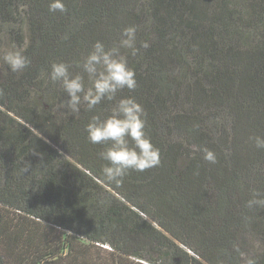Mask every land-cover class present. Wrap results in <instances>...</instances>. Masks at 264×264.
Instances as JSON below:
<instances>
[{"label":"trees","instance_id":"1","mask_svg":"<svg viewBox=\"0 0 264 264\" xmlns=\"http://www.w3.org/2000/svg\"><path fill=\"white\" fill-rule=\"evenodd\" d=\"M65 3L0 0V48L8 33L31 60L19 73L0 62V264H264V204L247 207L264 199V149L250 139L264 135V0ZM129 25L137 88L121 95L143 105L161 162L116 186L87 140L94 113L66 112L47 73L53 61L79 71Z\"/></svg>","mask_w":264,"mask_h":264},{"label":"clouds","instance_id":"2","mask_svg":"<svg viewBox=\"0 0 264 264\" xmlns=\"http://www.w3.org/2000/svg\"><path fill=\"white\" fill-rule=\"evenodd\" d=\"M49 11L66 13L65 0H49ZM137 28L135 25L125 27L118 44L111 47L97 40L86 56L75 62L79 69L73 72L72 65L65 61H53L47 78L53 84L62 85L66 98L61 107L72 116L82 110L94 113L85 125L87 140L92 145H99L98 158L103 161L102 174L105 180L120 186L123 179L132 171L144 172L160 165V151L146 133V111L134 96H122L123 90L129 92L137 88L135 69L129 66L128 54L136 56ZM147 48V42H141ZM12 73H19L31 64L22 48L13 44L0 57ZM112 102L108 115L96 113L102 102ZM258 149H264V135L250 138ZM203 158L210 164L217 163L214 151L207 147L202 149ZM30 164L24 168L26 171ZM261 193L256 192L247 201V207L253 208L264 204ZM248 264H255L249 260Z\"/></svg>","mask_w":264,"mask_h":264},{"label":"rangeland","instance_id":"3","mask_svg":"<svg viewBox=\"0 0 264 264\" xmlns=\"http://www.w3.org/2000/svg\"><path fill=\"white\" fill-rule=\"evenodd\" d=\"M3 35V37H4V45H3V47L2 48H0V57H2V55H3V53L5 52V51H7L11 46H12V44L11 43H9V34L8 33H3L2 34ZM2 61V59H0V62ZM34 100L36 101V103H37V105H39V103L41 102V101H43V100H47V101H49L50 102V97H47L46 95H44V93L43 92H35V95H34Z\"/></svg>","mask_w":264,"mask_h":264}]
</instances>
